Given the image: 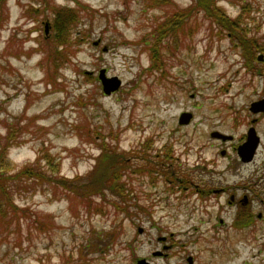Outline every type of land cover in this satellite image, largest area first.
<instances>
[{"label": "rangeland", "instance_id": "1", "mask_svg": "<svg viewBox=\"0 0 264 264\" xmlns=\"http://www.w3.org/2000/svg\"><path fill=\"white\" fill-rule=\"evenodd\" d=\"M32 1L0 5L3 172L13 174L38 156L50 172L52 157L67 185L78 186L95 163L100 168L107 163L102 145L107 153L124 151L137 172L124 170L119 178L120 191L129 197L126 212L106 186L83 200L55 183L11 182L15 209L0 218V263L137 264L145 258L151 264H188L191 255V264H264L261 225L238 230L216 201L181 193L173 188L177 182L167 181L199 182L200 173L207 177L213 171L214 185L231 183L226 144L211 133L236 136L244 130L247 106L264 96V77L258 74L264 66L256 60L247 68L243 46L225 29L219 34L221 21L201 8H190L183 26L162 34L167 28L162 23L195 0ZM216 4L264 46V0ZM51 6L77 16L68 24L67 45L51 38L56 16ZM53 47L66 53L57 66ZM151 49L159 68L153 67ZM103 69L120 80L110 94L99 79ZM183 112L192 117L181 124ZM261 149L258 161L264 160V140ZM154 155L161 156L166 175L148 178L139 171L149 163L142 158ZM159 250L167 256L152 255Z\"/></svg>", "mask_w": 264, "mask_h": 264}, {"label": "trees", "instance_id": "2", "mask_svg": "<svg viewBox=\"0 0 264 264\" xmlns=\"http://www.w3.org/2000/svg\"><path fill=\"white\" fill-rule=\"evenodd\" d=\"M4 0H0V5L2 4ZM38 0H33L32 2H37ZM40 1V0H39ZM195 3L191 4L188 6V9L181 10L178 12L175 17H170L168 18V22L162 23V26L160 28L165 27L164 25H167L166 30L162 31V34H165L167 31L172 30L176 31L179 29V27L183 26V20L184 18L182 16L184 15H189L191 12L190 8H201L204 10V14L206 17H211L218 23V27L221 28L219 31V34L223 31L222 29H225L229 33V37L234 43L237 41L239 45L243 46L244 51L242 52V56L245 59V66L249 69L253 68L254 62L257 60L256 59V54L258 52H264V46L261 47L259 45L258 40L255 39L254 37H249L246 34L247 28L240 27V29L237 26H234L233 22H230V19L226 14L224 13L223 9L221 6H218L216 4V0H195ZM201 4V5H200ZM49 6V5H48ZM53 13L56 14L54 17V23L52 26V34L51 38L52 40L59 43V45H62L65 43V45L70 43V35L69 31L70 30V25H68L70 22L72 23L73 21L76 20L77 16L74 13V11L63 8L61 10H55L54 6H51ZM30 9L35 10L36 12L39 11L38 8L31 6ZM210 12V13H209ZM222 15V17L220 16ZM220 16V17H219ZM219 18V19H218ZM1 20V19H0ZM160 25V24H159ZM158 25V26H159ZM156 30V28H155ZM243 33V34H242ZM175 36V34H173ZM173 36V39H175ZM176 42V41H175ZM174 42V43H175ZM237 44V43H235ZM66 56V53L61 51V50H56L55 47H53V51L51 54V59L54 62V65L57 66L59 61L64 60V57ZM151 59L153 61H156L153 63V67L159 68V64L157 63V54L156 51L151 49ZM156 64V65H155ZM154 69V68H153ZM102 154L101 158L103 160H107V163L100 168L99 164L95 163V166L88 172V175L86 176L87 182L83 184L81 181L77 183L78 186L73 185V186H68L66 180H64L63 176H60L58 174V165H54L52 157L47 158V164L50 165L49 171H45L40 165V160L42 156H38L32 163L25 165L24 167L21 168V170L15 171L13 174L10 173L8 175L7 173L3 172L2 169L5 168L4 163L2 162L4 159V152L0 150V218L1 216H4L7 212V210L10 208L11 210L15 209L14 206V201H13V195H12V190L11 182L18 183L19 181H26V183H36L38 185H45L49 183H55L58 186H61L62 189H67L69 191H74V193L77 196H80L83 198V200H88L87 198H91L93 195L98 193V191L102 189L103 186H106L107 188L111 189L113 188L116 192L118 197L121 198L122 202L121 205H119L117 208H122V212L128 211V205L126 204V201L129 200V197L127 194L122 193L120 190L123 189L119 184V178L123 174L125 175L126 172L131 169V165L127 163V159L125 158V153L123 152H105L104 146L102 145ZM46 154V153H45ZM160 155H154L153 160L148 159L147 157L144 156L142 160L144 162H149L147 165L142 167L143 171L139 170L140 173H144L143 175L148 176L150 178L153 177L152 173L159 172L161 175L162 172H164V164L163 160ZM151 162H150V161ZM6 165V162H5ZM151 167V168H150ZM2 170V172H1ZM132 173L135 174L137 172L136 169H131ZM123 175V176H124ZM166 175V174H165ZM80 179V178H79ZM80 186V188H79ZM126 189V188H125ZM124 189V191H125ZM129 191H133V188H129ZM99 210L101 209L100 206H94V210ZM2 264V263H0Z\"/></svg>", "mask_w": 264, "mask_h": 264}, {"label": "flooded vegetation", "instance_id": "3", "mask_svg": "<svg viewBox=\"0 0 264 264\" xmlns=\"http://www.w3.org/2000/svg\"><path fill=\"white\" fill-rule=\"evenodd\" d=\"M260 54L262 57L259 56ZM257 61L264 66V52H258ZM263 71L262 68L258 69V74L262 77H264ZM262 99H264V96L256 99L257 102L253 101L247 106L250 119L247 120L244 130L239 135L228 134L225 139L218 136L213 137L214 140L224 141L223 144H226L224 149H227V156L230 161L226 171H229L228 177H233L230 179L231 183L214 185L215 182L212 181L215 175L212 170H210L211 173L207 172V177L200 173L203 180L199 182L187 177H176V180L174 178H172L173 180H167L177 182L178 184L173 188H178L181 193L196 194L199 200L205 202L210 199L216 201L218 209L223 210L229 216L231 215L230 223L238 230L242 228L251 230L257 227V224L264 225V160L258 161L257 159L264 140V110H254L255 106H264ZM248 136H252L254 140L256 139V144L254 147L251 146L245 149L244 145L247 143ZM225 150H221V155L226 154ZM156 175L161 176V174ZM149 182L153 183V181ZM222 195L226 196L223 202L221 201ZM224 208L228 210L225 211ZM223 222V218L220 217L218 223L223 224ZM261 226H259V230L264 232ZM170 236H172V233ZM169 246L173 247L172 245ZM169 246L163 247L169 249ZM152 255L166 257L167 253L159 250L156 254L152 252ZM186 261L191 264L193 256L188 255Z\"/></svg>", "mask_w": 264, "mask_h": 264}, {"label": "water", "instance_id": "4", "mask_svg": "<svg viewBox=\"0 0 264 264\" xmlns=\"http://www.w3.org/2000/svg\"><path fill=\"white\" fill-rule=\"evenodd\" d=\"M99 79L102 83L103 90L106 94L108 93L110 94V91L117 90L120 87V80L117 78V76H107L105 74L104 69L100 71ZM262 100L264 101V99ZM254 110H264V106H261V107L255 106ZM190 117H192V114L190 112H183V114H181V116L179 117L178 122H180L181 124L187 123L189 122ZM212 136L213 137L218 136L222 139H225L227 135L215 130V132L212 133ZM247 139L248 140H247V143L244 145V148L246 149L247 147H251V146L254 147L256 144V139L254 140L252 136H248ZM154 254H156V252ZM137 264H151V263L145 258H141L139 259Z\"/></svg>", "mask_w": 264, "mask_h": 264}]
</instances>
